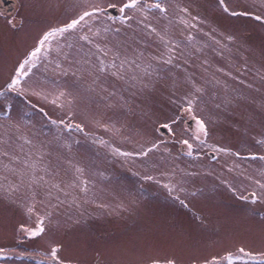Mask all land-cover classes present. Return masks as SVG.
<instances>
[{"label": "rangeland", "instance_id": "1", "mask_svg": "<svg viewBox=\"0 0 264 264\" xmlns=\"http://www.w3.org/2000/svg\"><path fill=\"white\" fill-rule=\"evenodd\" d=\"M19 2L21 9L15 16L0 13V91L39 36L52 26L69 22L80 11L78 0ZM91 2L105 8L117 5L115 22L104 18L110 31L94 37V43L121 57L142 51V66L152 65V76L144 78L150 87L141 91L139 85L130 87L108 74H101L99 83L92 84L87 73L74 76L69 71L64 76L54 63L42 61L23 82L26 95L5 92L0 96V150L21 161L28 153L33 159L42 153L41 164L48 171L38 175L63 189H51L48 195L49 185L29 187L28 177L21 183L20 176L4 165H22L0 156V264H48L45 254L56 245L66 264H152L153 260L165 264L169 259L175 264H205L241 247L264 252V203H252L251 196L253 191L258 195L261 191L256 181L264 183V160L259 159L264 156V144L259 143L264 140V20L254 19L264 17V0H225L230 10L251 13L235 17L223 11L219 0H163L167 14L151 9L144 23L163 35L164 41L136 22L142 19L139 13L131 28L120 24L118 9L126 0ZM185 8L187 13L181 11ZM14 17L21 24L12 27L8 21ZM182 17L195 27L182 24ZM189 35L194 37L192 41L187 39ZM166 41L179 45L170 65L151 59L167 58ZM73 44L64 49L73 62L72 70L80 67L75 61L86 53L92 54L93 64L97 56L111 60V54L103 57L84 41L74 40ZM49 59H59L64 68L69 67L55 53ZM193 83L205 89L197 115L209 127L208 144L229 149V154L197 147L192 139L196 124L180 111V104ZM100 85L116 95L109 97ZM90 86L95 91H89ZM33 91L47 94L48 100L32 95ZM60 91L66 93L64 109L50 103ZM68 101L75 114L71 122L82 124L84 132L51 123L68 122ZM177 116L181 118L173 125L174 135L167 131L164 137L156 131L161 123ZM96 121L120 131L106 132ZM21 136L32 143H24ZM93 136L124 151L137 152L152 141L160 147L148 157L125 160L94 142ZM183 139L193 143V156L186 154L187 147L180 143ZM76 167L84 169L87 192L81 191ZM146 175L155 179H143ZM73 182L77 187L70 186ZM166 183L175 186L172 193L163 187ZM10 185L19 188L9 192ZM33 191L36 212L51 215L42 237L29 239L20 227H35L36 215L30 218L26 212L33 203Z\"/></svg>", "mask_w": 264, "mask_h": 264}, {"label": "snow or ice", "instance_id": "2", "mask_svg": "<svg viewBox=\"0 0 264 264\" xmlns=\"http://www.w3.org/2000/svg\"><path fill=\"white\" fill-rule=\"evenodd\" d=\"M220 6L223 8L225 13H228L231 16H248L251 13L248 12H237L232 11L226 5L225 0H219ZM78 5L80 7V11L78 14L71 18L69 22L60 25V26H52L46 31H44L39 38L36 40L35 45L24 55V57L19 61L17 66L14 69L13 74L10 76L9 80L5 85V90L0 91V96L5 95V92H13L19 96L26 95V89L23 87V82L26 78H29L32 74L33 69H35L42 61H48V63H54L55 69L60 70L61 74L67 76L69 71H72V75H77L79 72L81 76L84 73H87L88 76H91L92 84H98L100 80L101 74H108L116 81H122L124 84H128L130 87L140 86V90L143 91L146 88H149V83L145 82V77H151L152 72L149 71L152 68V65L149 63L146 66H142L141 60L144 57V53L142 51H135L134 56H123L119 52H113L111 48L101 47L99 43H94V37H101L102 33L107 34L110 31V26L104 24V18L107 20L115 22L116 17H112L107 14V8H116L115 4H108L107 8L101 6L98 3H92L91 0H78ZM151 9L158 10L161 14H167V7L164 4L163 0H155L154 3H147L146 0H126L121 6H119V22L121 25H127L129 28L132 27V21L136 18V14L139 13L142 19H138L136 22L138 24H143L145 28L150 29L151 33H156V35L160 38L161 41L165 40V37L161 35L157 30L152 27L150 24L144 23L148 19L147 13ZM182 12L187 13V9H181ZM129 12L132 14L130 15ZM193 19H196L195 17ZM255 20H264V17L254 16ZM185 26L195 27L194 24H190L188 20L181 18L180 21ZM8 23L15 27V23L12 20H9ZM103 25V27H98L97 25ZM86 29V31H85ZM116 33H119L120 29L116 28L114 30ZM189 41H192L194 37L189 35L187 37ZM228 40H232V36L227 37ZM84 41L87 44L93 45L97 52L102 53L103 57L109 56L111 54V60L105 61L101 56H97V63L93 64L91 60L90 53H86L85 57L82 60L75 61V63L79 64L80 67L76 70H72L71 64L72 61L69 60V54L64 51L65 48H73V41ZM219 43V41H217ZM178 44L173 43L172 41L165 42L166 55L167 58L163 57H151L154 60H162L164 64H172L174 59V50L178 47ZM83 47V45H81ZM55 53L56 56H62L65 61L69 62V67L64 68L61 61L59 59L50 60L49 57ZM118 61V62H117ZM207 63V61H205ZM178 66V65H177ZM217 71H223V69H217ZM217 84L220 81H216ZM154 87V84L151 85ZM101 90L104 92H108L109 97L115 96L116 92H109L107 87L100 85ZM115 87V85H113ZM89 91H95L91 86L89 87ZM205 93V89L203 87H198L193 83L192 90L185 93L181 97L182 103L180 104V111L187 115L191 120H193L196 124V130L193 134L192 139L197 142V147L207 146L212 148L213 151L217 153L229 154L230 150L217 147L215 145L208 144L209 137V127L206 124L205 120L197 115V109L200 105L204 103L202 99ZM32 95H35L45 101L48 100L47 94H42L41 92L33 91ZM66 96V93L60 91L58 95L53 96L50 103L58 106L61 109L65 108V103L62 102L63 98ZM121 99H124L121 97ZM126 102V101H125ZM175 103V101H173ZM228 103V101H225ZM69 112H68V122L64 119L59 121L51 120V123L54 125H64V129L68 131H78L84 132V126L80 123H72L71 121L74 118V113L71 111V101H68ZM216 108H220V104L215 105ZM202 110V109H201ZM40 111L47 116V113L44 112V109L41 108ZM181 117L177 116L172 118L171 122L161 123L159 128L156 131H159L160 128L167 129L170 134H175L173 125L177 123V121ZM98 127H103L106 132H113V134L118 133L120 130L116 129L114 125L101 124L100 121H96ZM85 135H89V133H85ZM19 139H23L24 143L31 144L32 141L21 136ZM93 140L96 143H99L102 146L109 148L111 154L116 157L124 158L128 160L133 156L140 157H148L149 153L154 150H158L160 144L156 141L150 142L149 146L141 145L139 151H124L119 147L112 146L109 141H106L102 138L93 136ZM180 143L187 147V155L193 156L194 145L188 139H183ZM259 143L264 144V140L259 141ZM167 151V149H164ZM21 151H23V147L21 146ZM233 155H239V153H231ZM0 156L7 157L10 162H16L17 164L22 165V167H11L9 164H5L4 168L11 173L17 174L20 176L21 183L24 182V178L28 177L29 187L33 185H49L50 190L48 195H51V189H56L58 191H63L61 185L59 183H52L45 179L44 175H38V172H47V166H42L41 162L43 160V154L37 153L36 158L33 159L32 153H28L27 157L24 160H20V158L16 155L10 154L8 151L0 150ZM257 157L253 156L252 159H256ZM259 159L264 160V156H260ZM75 172L77 174V180H79L81 186V191L87 192V184L88 181L82 179V175L84 172L83 168L76 167ZM145 180H154L153 176L146 175L143 177ZM158 182V181H157ZM259 189L261 190L259 195L253 191L251 193L252 203H256L257 201L264 203V183L260 181H256ZM71 187H77V184L73 182ZM0 187H3L0 185ZM169 193H172L175 190V186L169 183L163 185ZM19 185H10L8 188L9 192L18 190ZM183 191V189H180ZM233 191H235L233 189ZM67 194V193H65ZM35 195L36 193L33 191V203L29 204L26 208V212L31 218L33 214L36 215V223L35 227H26L21 225L20 231H22L25 236L29 239H34L38 237H42L45 233V221L50 217V213H46L45 215H39L36 212V203H35ZM195 195V193H192ZM175 199L179 200L180 204L184 207H187V204L184 200H181L179 196H176ZM240 199L248 200V196H241ZM61 248L60 246H51L50 251L46 253L48 257V264H66V262L60 257L59 252ZM3 249H0L2 252ZM247 258V259H246ZM249 261H252V264H264V252L253 253L250 251H246L245 248L241 247L237 249L236 253L227 252L223 256L213 257L210 261H206L205 264H249ZM40 264V262H38ZM152 264H160L159 261L153 260ZM165 264H175V260L169 259L165 261Z\"/></svg>", "mask_w": 264, "mask_h": 264}, {"label": "flooded vegetation", "instance_id": "3", "mask_svg": "<svg viewBox=\"0 0 264 264\" xmlns=\"http://www.w3.org/2000/svg\"><path fill=\"white\" fill-rule=\"evenodd\" d=\"M20 9L21 8H20V2H19V0H0V13L2 15H10V16L12 15V16H15V14L17 12H19ZM13 19H14L13 22L15 24H17V25H20L21 24V20L16 19L15 17ZM31 48L27 49V52ZM161 131H163V133H166L167 132V130H164V129H161ZM167 136H168V134L166 135V137Z\"/></svg>", "mask_w": 264, "mask_h": 264}, {"label": "water", "instance_id": "4", "mask_svg": "<svg viewBox=\"0 0 264 264\" xmlns=\"http://www.w3.org/2000/svg\"><path fill=\"white\" fill-rule=\"evenodd\" d=\"M107 14L110 15V16H117V13H116V8H107ZM188 124V122L186 123V125ZM162 128L159 129V132L164 136L166 137V135L168 134L167 132L166 133H163V131H161ZM212 156V155H211Z\"/></svg>", "mask_w": 264, "mask_h": 264}]
</instances>
